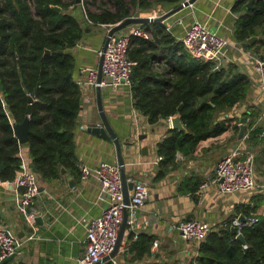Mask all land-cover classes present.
Wrapping results in <instances>:
<instances>
[{
  "label": "trees",
  "instance_id": "obj_1",
  "mask_svg": "<svg viewBox=\"0 0 264 264\" xmlns=\"http://www.w3.org/2000/svg\"><path fill=\"white\" fill-rule=\"evenodd\" d=\"M184 0H0V181L15 182L22 170L20 144L12 123H21L29 114V155L32 168L40 179L51 183L62 177L65 168L77 178L81 175L75 146V132L82 108V92L76 82V59L72 49L92 25L110 27L127 17L144 16L157 5L167 10ZM236 0L233 37L244 43L252 36L259 39L245 48L257 54L264 50V0ZM59 6L56 11L52 6ZM132 6V8H131ZM152 37L133 36L128 52L134 62L131 68L132 95L135 109L147 117L148 123L181 114L186 131L169 128L157 144L159 169L154 181L162 180L175 166L177 153L190 157L198 144L221 135L228 124L251 115L247 111L234 116L233 111L247 97L252 82L236 63L216 68L212 61L193 57L183 42L164 24L142 25ZM46 50L49 53L46 54ZM183 104L181 110L178 109ZM4 105L7 106V110ZM239 127L233 126L234 134ZM257 126L245 140L243 149L262 144ZM199 182L182 190L196 191ZM264 196H252L241 213L251 216L263 203ZM226 226L210 231L198 249V256L189 264H264V216L244 227V242ZM128 229V226H127ZM129 233L132 240L133 234ZM154 237L140 234L129 246L132 261L151 255ZM1 264V262H0ZM4 264H9L6 262ZM103 264H111L107 261ZM146 264H167L149 261Z\"/></svg>",
  "mask_w": 264,
  "mask_h": 264
},
{
  "label": "crops",
  "instance_id": "obj_2",
  "mask_svg": "<svg viewBox=\"0 0 264 264\" xmlns=\"http://www.w3.org/2000/svg\"><path fill=\"white\" fill-rule=\"evenodd\" d=\"M235 1L197 0L168 17L163 24L170 26L169 31L180 39L194 19L209 20L210 27L214 25L218 33L227 38L230 44L228 57L237 61L252 82L246 99L234 109V116H240L245 111L259 116L264 109V93L252 68L243 65L250 51L233 37L236 14L231 9ZM156 10L161 11L162 6L157 5L144 15H151ZM108 29L105 25L86 28L82 39L72 49L76 59V82L86 80V76L80 73L81 69L98 68L99 51ZM238 45L244 51H238ZM81 90L82 108L75 132V150L79 169L85 165L89 170L87 177L82 179L80 175L77 178L66 171L60 179L51 183L40 179L33 207L37 212L36 217L42 219L35 221L34 227L26 222L25 215L18 208L20 189L15 182L0 181V226L15 235L21 251L20 256L8 261L9 264H80L86 250V222L99 216L108 207L109 198L101 192L99 178L93 170L102 160L110 163L118 161L117 152L112 140H104L89 131L91 126L102 121L97 105V88L86 84ZM101 101L103 111L121 144L127 178L149 183V195L139 209L134 231L127 225L125 239L115 256L119 264H146L154 260L167 264H186V243L176 228L179 220L199 219L215 228L225 227L226 222L235 215L245 216L241 213V207H246L252 196H264V139L262 144L247 148L256 153L257 185L251 191L223 194L213 182L219 159L237 146L242 148L245 145V140L240 141L230 129L232 123L221 135L201 141L192 156L177 153L175 166L168 175L154 181L159 169L157 144L166 136L171 126L170 120L151 125L142 113H133L132 100L124 88L116 91L102 88ZM19 155L21 167L31 168L27 144H20ZM195 181L199 182L196 191L182 190L185 185ZM255 213L264 216V201ZM128 232L133 234V241L140 234L159 240L156 254L132 261L133 253L129 251L132 240Z\"/></svg>",
  "mask_w": 264,
  "mask_h": 264
},
{
  "label": "built area",
  "instance_id": "obj_3",
  "mask_svg": "<svg viewBox=\"0 0 264 264\" xmlns=\"http://www.w3.org/2000/svg\"><path fill=\"white\" fill-rule=\"evenodd\" d=\"M162 14L164 12L161 14L154 12L149 16L156 18ZM164 26L167 30H170V26L166 24ZM117 35L118 40L116 42L111 39L105 50L101 49L99 51L100 56L103 54L101 82H97L98 68H84L80 70V73L86 76V80H77V84L80 90L86 84L93 88L99 87L112 91L126 89L132 100L133 113L137 114L138 111L133 105L131 81V68L134 62L128 57L130 41L133 36L145 39L151 38L152 32L143 28L142 25H131ZM180 40L193 57L212 61L216 64V68L225 67L229 63L236 64L237 62L233 57H228L227 51H229L230 44L227 38L220 35L217 30L212 31L209 20L199 21L194 19L191 21ZM237 50L244 51L240 45L237 46ZM243 65L252 68L257 76L260 90L264 93V50L257 54L249 52ZM86 103H89L88 99ZM234 125L239 128L246 125L244 136L240 141L246 140L257 126L261 127L260 139H264V109L255 121L248 114L246 118L237 120L235 124L230 126V129ZM81 127L84 128L85 126ZM255 157L254 150L239 148V146L223 155L215 166L213 177V182H215L220 192L233 194L239 191L253 190L257 185ZM158 159L161 160V157ZM80 171L82 179H85L89 174V170L85 165L81 166ZM93 172L99 178L100 190L108 196L109 204L99 216L86 222V250L80 264H97L114 250L125 210L128 212L127 224L134 231L139 209L149 195V183L147 181H134L127 178V182L134 181V185L129 190V205L125 204L121 167L118 161L110 163L102 160ZM15 185L20 189L18 208L25 215L26 222L34 227L37 212L33 205L39 192L40 177L37 172L23 165L22 171L15 180ZM258 215L257 213H253L251 216L237 214L231 219L230 227L235 226L237 231H242L244 227L257 223ZM241 217H244V220H241ZM176 228L181 239L186 243L188 254L186 264H189L191 260H195L198 256V249L209 232L222 227L215 228L199 219H181ZM159 245V240L153 241L151 255L156 254ZM18 247L19 244L15 235L7 228L0 226V262L12 254L20 256L21 251ZM109 261L111 264H119L115 257Z\"/></svg>",
  "mask_w": 264,
  "mask_h": 264
},
{
  "label": "water",
  "instance_id": "obj_4",
  "mask_svg": "<svg viewBox=\"0 0 264 264\" xmlns=\"http://www.w3.org/2000/svg\"><path fill=\"white\" fill-rule=\"evenodd\" d=\"M197 0H184L178 7L171 9L168 12H165L164 14H162L159 17L156 18H152L150 16H130L125 18L124 20H122L121 22H118L114 25H111L108 29L107 32V36L105 38L102 50H105L107 44L111 41V39H114V41L116 42L118 40V33H120L122 30L128 28L131 25H144V24H150V23H161L163 24V22L170 17L171 15H173L174 13L182 10L183 8H186L190 5H192L194 2H196ZM77 4L81 3V0H76ZM253 3V0H251L248 3V7H251ZM52 8L56 11H61V8L59 6H55L53 5ZM259 39V36H252L250 38H248L244 43H242V46L244 48L247 47V45L252 44L253 42L257 41ZM46 54L49 53V50H46L45 52ZM102 65H103V54H101L100 56V61H99V65H98V78H97V82L100 83L101 79H102ZM218 69V68H217ZM2 89V86L0 84V91ZM29 101V105L27 106L26 109V116L24 117L23 121L21 123H12V127H13V133L14 136L17 138L18 143L19 144H27L28 143V139H29V114L31 112V103L33 101L32 97L28 98ZM97 105H98V109L100 112V116H101V123L98 125H94L91 126L89 128V131L104 139V140H112L115 144V148H116V152H117V158H118V163L121 167V178H122V189H123V196H124V202L126 205H129L130 202V198H129V190L133 187L134 185V181H129L127 182V174L124 171V157L122 155V149H121V144L118 140L117 134L115 133V131L113 130V128L110 125V122L108 120V118L106 117L105 112L103 111V106H102V101H101V88H97ZM5 109L7 110V106L4 105ZM183 108V104L181 103L178 107L179 110H181ZM170 123L171 129H177L179 131H186V128L184 126V124L182 123L181 120V114L177 113L173 116L170 117ZM246 130V125H242L239 129V133L237 135L238 139L241 140L244 136ZM144 137V136H143ZM140 139H142V137H139ZM143 149L145 150L146 147H143ZM30 167L32 168V164L30 165ZM4 168L3 165L0 164V171ZM33 170V168H32ZM66 173V169L65 168H61V174H65ZM43 188H40V190H42ZM27 212H29V210H27ZM127 218H128V212L127 210L124 211V215H123V221L121 223V227L119 230V234H118V238L116 241V245L114 247V250L107 256H105L104 258H102L97 264H103L107 261H109L110 259L114 258L117 254V252L119 251V248L121 246L122 241L125 239V231L127 228ZM42 218L40 216H37L35 218V221H40ZM241 220H244V217L240 218ZM230 231L236 235V238L241 241L244 242V235L242 233V231H237L235 226H231L230 227ZM13 258H15V255L12 254L10 256H8L5 260H3L1 262V264H4L10 260H12Z\"/></svg>",
  "mask_w": 264,
  "mask_h": 264
},
{
  "label": "rangeland",
  "instance_id": "obj_5",
  "mask_svg": "<svg viewBox=\"0 0 264 264\" xmlns=\"http://www.w3.org/2000/svg\"><path fill=\"white\" fill-rule=\"evenodd\" d=\"M101 1H102V0H96L95 4L90 6V9H91V10H96L98 4H101ZM104 1H106V0H104ZM131 8H132V6H131ZM163 11L168 12V10H166L165 8L162 7V10H161V11L156 10V13L161 14ZM165 12H164V13H165ZM148 13H150V12H144L143 14H148ZM138 15H139V14H135L134 16H138ZM144 16H145V15H144ZM147 16H149V15H147ZM210 28H211L212 31L216 30V28H215L214 25H211ZM262 49H263V48H260L258 53H260V52L262 51ZM238 120H239V119H238ZM235 122H236V121H235ZM235 122H234V121H233V122H230V123H232V124H230V126H232L233 124H235ZM232 131H234L233 128H232ZM234 135H236V134H234ZM255 163H256V161L254 162V165H255ZM257 165L260 166L259 164H257ZM258 166H257V167H258ZM260 170H261V169H260ZM255 171H256V165H255Z\"/></svg>",
  "mask_w": 264,
  "mask_h": 264
}]
</instances>
